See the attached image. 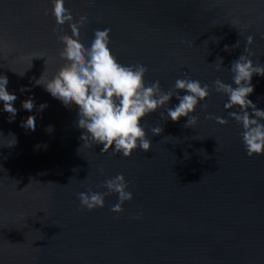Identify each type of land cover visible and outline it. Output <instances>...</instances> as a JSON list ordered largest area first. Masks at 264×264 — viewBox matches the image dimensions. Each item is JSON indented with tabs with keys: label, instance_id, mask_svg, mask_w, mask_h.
Returning <instances> with one entry per match:
<instances>
[{
	"label": "water",
	"instance_id": "95a60500",
	"mask_svg": "<svg viewBox=\"0 0 264 264\" xmlns=\"http://www.w3.org/2000/svg\"><path fill=\"white\" fill-rule=\"evenodd\" d=\"M51 7L0 0V74L18 109L10 120L0 102V264H264V155L247 154L214 84L232 83L229 69L245 48L264 64V0H66L75 20L90 21L84 43L110 28L115 56L147 65V81L164 91L178 77L211 86L189 125L187 117L166 120L165 108L142 118L152 146L130 156L82 140L77 107L66 109L35 83L63 66L58 35L71 34L45 14ZM252 83L250 98L264 109V76ZM29 96L31 113L21 106ZM177 102L173 96L170 106ZM30 114L35 130L21 123ZM157 124L163 131L153 134ZM118 173L133 199L113 211L118 194L104 182ZM89 190L106 193L104 206L81 204L78 194Z\"/></svg>",
	"mask_w": 264,
	"mask_h": 264
},
{
	"label": "clouds",
	"instance_id": "9594fccd",
	"mask_svg": "<svg viewBox=\"0 0 264 264\" xmlns=\"http://www.w3.org/2000/svg\"><path fill=\"white\" fill-rule=\"evenodd\" d=\"M50 3L52 7L46 8L45 14L51 12L57 25L68 24L71 34L61 32L58 35L63 44L60 51L63 66L44 80L42 73L35 83L41 85L66 109H71L73 105L77 107V126L84 130L82 140L88 137L102 151L111 148L114 152L130 156L134 149H151L152 141L142 122L147 114L165 108V112L160 115L166 117V120L179 121L181 117H187L186 124L189 125L198 119L194 113L210 95L209 84L198 79L178 77L173 89L164 91L159 80L145 79L147 65L139 62L123 64L119 61L110 46V28H97L91 42L86 44L82 39V29L90 23L89 19L81 17L79 21L75 20L71 10L66 7V0H50ZM252 40L253 37L249 36V43ZM228 47L225 45L226 49ZM246 52L247 48L232 61L229 69L233 74L232 83L217 78L214 84L216 91L223 92L228 97L225 108L231 109L229 115L241 125L240 134L247 154L264 155V109L257 107L250 98L255 88L252 83L253 75L264 76V64L255 62ZM218 58L219 64L216 66L220 70L223 68V58ZM8 83L7 75L0 74V102H3V110L11 113L9 119L12 120L18 111L14 106L17 95L9 91ZM25 88L27 86H23L21 90ZM173 96L178 102L170 106ZM21 106L31 113L36 105L29 96L21 102ZM203 106L207 107L206 104ZM46 107L47 102H42L39 110ZM208 117L212 118V115L209 113ZM215 119L220 123H227L225 117L216 116ZM21 123L25 128L35 130V114L28 115ZM53 129V125L48 126L49 131ZM151 131L153 134H160L163 128L157 124L152 126ZM104 184L108 192L118 194V202L112 206L113 211H121L123 202L133 199L123 173L108 178ZM78 195L81 204L89 210L104 206V192L89 190Z\"/></svg>",
	"mask_w": 264,
	"mask_h": 264
}]
</instances>
